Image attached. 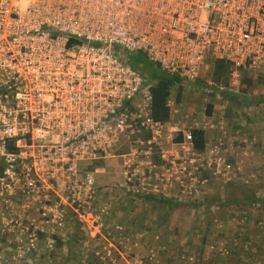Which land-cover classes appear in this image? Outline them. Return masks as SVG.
I'll return each mask as SVG.
<instances>
[{"label": "built area", "instance_id": "obj_1", "mask_svg": "<svg viewBox=\"0 0 264 264\" xmlns=\"http://www.w3.org/2000/svg\"><path fill=\"white\" fill-rule=\"evenodd\" d=\"M122 50L178 83L193 81L209 52L230 63L224 87L239 93L242 71L264 76V0H0L1 188L77 212L95 191L90 165L111 157L138 192L193 198L210 177L227 179L223 127L200 151L191 127L154 119L152 80ZM165 104L175 110L172 96Z\"/></svg>", "mask_w": 264, "mask_h": 264}, {"label": "rangeland", "instance_id": "obj_2", "mask_svg": "<svg viewBox=\"0 0 264 264\" xmlns=\"http://www.w3.org/2000/svg\"><path fill=\"white\" fill-rule=\"evenodd\" d=\"M207 69L208 63H203L198 74L207 84L197 79L179 83L178 101L174 99L175 89L172 90L175 110L170 117L189 127L215 124L208 127L211 133L206 150L220 134L219 125L223 127L222 151L234 163L227 179L210 177L204 191L196 196L200 201L193 200L194 205L184 207L180 204L165 216V206L141 201L126 192L131 189V182L124 177L119 158L93 166L95 191L77 210L80 215L67 204L42 209L43 198L21 194L17 184L10 191L5 190L0 180V231H5L6 236L0 244V264H59L63 254L58 255L56 250L62 249L53 246L50 235L58 233L66 239L75 218L85 235L80 238L83 244L79 250L75 247L73 252L86 257L93 248L105 264H264V206L260 202L248 203L245 198L264 193V80L251 72V81L243 82L241 94L233 99L217 89L211 98L213 112L207 117L206 92L213 85ZM225 85L226 82L221 83ZM242 95L251 99L241 98ZM143 166L138 163L139 168ZM145 181L146 187L151 186L155 182L153 173ZM168 191L186 199L175 188ZM59 194L65 197L64 193ZM49 196L53 200L57 195ZM216 198L230 200L228 205L216 207ZM219 217L223 220L219 221ZM175 222L180 224L178 229ZM203 235L205 239L201 241ZM48 248H54L49 249L53 255L47 261L37 260ZM78 255L71 256L72 264H84Z\"/></svg>", "mask_w": 264, "mask_h": 264}, {"label": "trees", "instance_id": "obj_3", "mask_svg": "<svg viewBox=\"0 0 264 264\" xmlns=\"http://www.w3.org/2000/svg\"><path fill=\"white\" fill-rule=\"evenodd\" d=\"M122 56L123 58L134 68L139 70L144 77L152 80V86H151V101H150V111L151 115L154 119H161L165 120L168 119L171 116L170 108L167 104H165L166 98L168 96H171V92L173 89H175V95L174 99L175 101H178L181 95V85L178 83L179 78L176 75H171L168 73H165L161 69H159L158 65L146 58L143 52L136 50V51H126L122 50ZM204 63H208V69L205 71L206 75L210 77L212 80V84L210 87V90L206 92V94L209 96V99L204 104V113L206 116H210L213 111V100L211 99L214 96V92L217 89H221L222 95L226 96L228 98L233 99L234 96H239V93L229 91L224 86H221V83H225L228 72L230 69V63L224 60L223 58L214 57L211 53H207L204 57ZM257 79L264 80V76L258 75L256 77ZM198 81H200L202 84H207L203 78H199L198 76L195 78ZM193 80V82L195 81ZM251 81V75L247 71H242V78L241 82L249 83ZM243 87V85H242ZM241 87V88H242ZM241 98L251 99V97L247 95H242ZM264 99V98H263ZM261 101V98H260ZM191 130V143L194 149L196 150H203L205 148V137H204V129L200 126H194L190 128ZM7 150H13V146L7 145ZM153 160L156 162H159V158L157 155L153 154ZM99 163H102V161H94L90 167L97 166ZM2 168H3V162L0 157V176L2 174ZM126 192L129 194H132L134 197H139L141 201L143 200H150L153 201L154 204L157 206H165L166 209H164V216L168 214L169 210L172 208L178 207L180 204H182L184 207L187 204L194 205L193 200L196 202L200 201L199 197H196L194 199H189V197H185L186 199H179L177 196L172 194H155L153 192H138V191H131L130 189H126ZM248 199V203L253 202H260L261 206H264V193L255 196V195H249L245 197ZM202 199H206L203 197ZM217 202H214V206H225L228 205V201L230 199L219 200L218 198ZM253 201V202H250ZM154 206V205H153ZM236 219L238 217L235 216ZM223 219L219 217V221H222ZM79 219L75 218L72 222L71 227L69 228L68 233L66 234V239L62 238L61 235L58 233H52L50 235V239L53 242V246L55 248L61 247L62 250H56V252L63 254V257L61 260H59V264H72L70 262L71 256L78 255L79 252L75 253L73 252L74 248L77 247L79 250L80 245L83 244V241H81V236L85 235L84 229L78 225ZM205 225L207 223L205 222ZM180 226L179 222H175L174 227L175 229H178ZM176 230H174V233ZM5 232V231H4ZM4 232L0 231V244L1 242L6 240V236L3 234ZM237 230L234 231V234H237ZM43 235V232H39V236ZM87 235V234H86ZM205 239V236H202L201 241ZM49 249L54 248H48L47 251L41 253V256L38 257L37 260H43L47 261L49 257L53 255V252ZM52 252V253H51ZM86 257L82 255H78V259L81 260L84 264H105L104 261L100 260L98 254L94 252V249L92 248L86 253ZM34 256V255H32ZM40 258V259H39ZM57 259V258H56ZM70 262V263H69Z\"/></svg>", "mask_w": 264, "mask_h": 264}, {"label": "crops", "instance_id": "obj_4", "mask_svg": "<svg viewBox=\"0 0 264 264\" xmlns=\"http://www.w3.org/2000/svg\"><path fill=\"white\" fill-rule=\"evenodd\" d=\"M213 112V111H212ZM212 114V113H211ZM209 117V116H207ZM204 129V137H205V146L207 145V142H210V137H209V133H211L210 129H206V128H203ZM213 142V141H212ZM211 142V143H212ZM114 159V157H111Z\"/></svg>", "mask_w": 264, "mask_h": 264}]
</instances>
